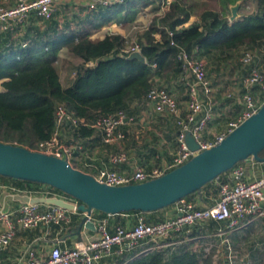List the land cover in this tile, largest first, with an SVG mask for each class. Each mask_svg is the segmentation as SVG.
Returning a JSON list of instances; mask_svg holds the SVG:
<instances>
[{"label":"trees","instance_id":"16d2710c","mask_svg":"<svg viewBox=\"0 0 264 264\" xmlns=\"http://www.w3.org/2000/svg\"><path fill=\"white\" fill-rule=\"evenodd\" d=\"M236 1L239 0H122L90 8L73 26L69 19L61 24L57 17L60 13L69 15L66 6L48 20L32 14L22 26V35H19L21 27L0 32V142L33 148L37 141L48 139L55 126V109L59 103L88 123L120 110L134 117L145 104L144 97L151 86L160 83L170 90L177 81L183 83L181 63L176 58L180 48L194 52L205 59L206 64L227 58L234 52H239L241 57L247 49L253 53V59L243 64L239 57L245 70L239 78L253 68L263 71L264 63L257 51H264V0H240L239 17L230 21V5ZM251 2L254 3L252 9ZM147 8H150L151 18L133 36L145 62L121 56L130 52L121 33L91 37L101 27L113 23L122 27L133 25L137 15ZM64 48L82 61L72 68L76 75L67 85L62 83L55 65L59 51ZM207 76L210 80L213 78L208 69ZM182 85L186 88L184 83ZM243 91L264 98L258 84ZM91 135L97 134L90 126L83 125L74 131V136L80 140ZM259 154L263 156L264 149ZM225 173L201 189L212 186ZM0 180L11 183L22 194L45 185L2 175ZM48 187L62 193L55 187ZM212 189L214 194L219 190L216 185ZM94 212L103 217L116 215ZM77 213H71L69 228H63L65 234L81 222L82 219L75 216ZM146 221L151 223L149 219ZM183 235L173 233L166 240H178ZM188 235L191 236L192 231ZM149 245L143 244L107 259L112 260L111 264H213L210 254L200 259L189 242L142 252Z\"/></svg>","mask_w":264,"mask_h":264},{"label":"built area","instance_id":"2783aa9c","mask_svg":"<svg viewBox=\"0 0 264 264\" xmlns=\"http://www.w3.org/2000/svg\"><path fill=\"white\" fill-rule=\"evenodd\" d=\"M67 1L69 0H0V32L22 27L32 14L40 19H51L61 5ZM119 2L122 0H91L88 5L90 8H95ZM126 49L129 51L140 50L134 41L127 45ZM176 58L181 63L180 80L186 85V101L181 103L174 92L160 83L151 86L144 97L151 113L170 115L178 126L175 136L176 150L171 162L162 166H154L149 170L138 168L132 173L120 172L111 167H101L91 174L97 181L108 185H125L157 177L167 170L183 164L199 151L219 143L235 126L255 113L264 101V98L260 99L248 91H243L240 95L244 104L241 115L237 119L229 121L227 126L212 140H203L202 132L211 118V109L206 107L204 98L206 96L208 100L214 89L212 81L207 76V64L205 59L183 48L177 51ZM252 59L253 53L245 49L240 61L247 64ZM152 66L155 67L156 64L153 63ZM241 84L244 89L258 84L262 88L264 97V70L251 69L241 78ZM135 119V116H127L124 111L120 110L101 115L93 122L88 123L59 103L56 105L55 126L50 137L37 141L33 148H26L66 159L75 167L72 163L73 158L84 147L82 140L74 136L75 129L83 125L90 126L95 129L96 134L104 143L113 144L129 136L130 130L124 129L122 126ZM64 130L73 134V139L77 142L76 147L73 146L71 140H63L62 132ZM187 132L192 134L199 145L195 151L190 150L187 145ZM126 159L127 154L122 149H118L109 157L110 163L114 165L122 163ZM228 171L229 180L220 182L218 198L211 206L197 208L186 198H182L175 202L178 213L173 217L149 223L140 216L134 225L119 224L113 231L109 230L107 219L102 218L95 225L98 231L96 238L77 242L73 247L61 246L59 244L61 242L56 241L45 255H38L34 248L28 247L24 250L22 264H98L101 259L113 253L121 254L133 251L143 244H150L142 250V252H147L155 248L173 247L183 242L187 243L192 239L188 235L191 233L192 226L206 219L227 220L229 229H234L239 226L241 220L250 217L264 221V175L247 180L246 166L243 161L236 163ZM0 189L21 194V190L3 180H0ZM24 194L56 196L68 202L77 203L73 197L64 192L57 193L51 190L48 185H42L35 191L27 190ZM77 211L76 209L68 210L55 204L29 202H21L12 212L1 211L0 220L3 221L4 229L0 231V248L9 246L19 229L57 226L58 231L63 232V228L67 229L71 224V213ZM87 219L94 220L92 214L87 215ZM179 232L184 233L181 239L166 240L171 234ZM195 242L198 241H194V245ZM196 246L199 247L200 243L198 242ZM192 250H194L193 247ZM211 252L212 247L209 243L203 248L201 254L198 253V256L202 259ZM213 257H216V254ZM225 258L227 264H237L239 258L242 260L239 251L229 243L226 245Z\"/></svg>","mask_w":264,"mask_h":264},{"label":"crops","instance_id":"0c3cea01","mask_svg":"<svg viewBox=\"0 0 264 264\" xmlns=\"http://www.w3.org/2000/svg\"><path fill=\"white\" fill-rule=\"evenodd\" d=\"M90 1L69 0L61 5L56 14L66 6L71 12L84 14L90 10L88 5ZM110 27L118 28L120 32L113 29L107 31L105 34L118 32L125 37L122 33V26L113 23ZM131 41H134V39ZM75 75L76 70H72L71 73L70 71L69 73L66 72L63 76L64 83L61 76L60 79L64 85H67L70 81L74 80ZM228 79L229 77L220 74L211 79L212 83L214 81L213 85L215 88L208 100L206 96L204 98L206 107L211 109V118L205 130L202 132L203 140H212L215 135L227 126L229 121L237 119L244 110L241 94H239L237 89H228V87L227 89L221 88L227 83ZM182 84L177 81L176 84L170 86V91L175 93L181 103L185 102L187 97V89ZM178 87L181 89H178ZM141 107V110L135 115L136 119L132 122H126L124 127L130 129L131 133L124 140L108 144L104 143L98 135L83 137L81 142L84 147L82 151L75 154L72 162L73 165L84 172L94 174L101 167H111L120 172L132 173L138 168L149 170L154 166H162L170 163L175 153L176 145L175 136L177 127L173 118L167 114L151 113L146 103ZM72 135V133L66 130L62 132L63 140H71L73 146L76 147L77 142L73 139ZM118 149L126 152L127 159L122 163L114 165L110 163L109 157ZM243 163L246 166L247 180H253L264 175V162H258L252 157H248ZM227 180H229L228 172L217 179L215 184L206 189H201L199 192L186 198V200L197 208L211 206L218 198L219 193L218 190L214 194L212 188L215 185L219 188L220 182ZM13 194L18 193H11L10 191L0 189V212H12L21 203L12 198ZM177 213L176 204H173L146 214L140 212H123L103 217L95 213L94 210L91 214L92 216L95 215L93 216L95 225L98 220L106 218L109 230L113 231L115 226L119 224L125 226L134 225L140 216L145 220L149 219L151 222H154L173 217ZM83 215L80 211L75 214L76 217L81 219ZM77 225V228H75V225L72 226L66 234L64 231L59 232L58 228L53 226L24 230L19 229L10 245L5 248H0V264H22L24 250L28 247L34 248L38 255H45L56 241H60L61 243L59 244L61 246L73 247L77 242L88 241L98 236L96 227L91 229L80 223ZM3 229V221L0 220V231ZM191 231L192 235L190 237L192 239L188 241H193L190 242L191 248L193 247L197 253L201 254L203 248L210 243L212 247L210 255L213 264H227L225 258L227 243L237 249L242 256V260L239 258L237 264H261V261L264 259V221L262 219L251 217L243 219L240 221L239 226L234 229L228 228L227 220L217 221L214 219H206L193 225ZM194 241H198L200 246H196L198 242H195L194 245ZM113 254L108 257H111ZM215 254L216 257H213ZM108 257L101 259L98 264H111L112 260H108Z\"/></svg>","mask_w":264,"mask_h":264},{"label":"water","instance_id":"95a60500","mask_svg":"<svg viewBox=\"0 0 264 264\" xmlns=\"http://www.w3.org/2000/svg\"><path fill=\"white\" fill-rule=\"evenodd\" d=\"M241 1L230 5V21L239 17ZM126 59H146L140 50H132ZM190 150L199 148L190 132L186 134ZM264 101L258 110L235 126L219 143L199 151L183 164L163 174L137 183L108 185L93 175L73 167L66 159L33 151L20 145L0 142V175L55 187L72 196L77 203L61 197L13 194L20 202L48 203L83 213L81 225L94 229L87 219L93 210L120 214L130 210L156 211L172 205L200 190L206 183L230 170L236 163L252 157L264 162Z\"/></svg>","mask_w":264,"mask_h":264},{"label":"rangeland","instance_id":"374dc122","mask_svg":"<svg viewBox=\"0 0 264 264\" xmlns=\"http://www.w3.org/2000/svg\"><path fill=\"white\" fill-rule=\"evenodd\" d=\"M253 6H254V3L251 2L250 3L251 9L253 8ZM149 9L150 8H147L141 11L137 17V20L133 23V25L122 27L123 28L122 33L125 35L127 45L133 42L131 40L134 39L133 36L135 35L136 31L143 29V27H145L147 23L149 22L152 16V14L149 12ZM68 12H69V15H66V16H70V18L72 19H70L69 17L63 16L62 13H60L57 16L61 24H64V22L67 21L66 19H69V22H72V26H73V24H76L80 20V18H83L88 14L87 12L84 14L82 13L77 14L76 12H71V11H68ZM109 26L110 25L101 27L99 30L94 32L91 35V37L92 38L102 37L103 35H105L107 31L113 30V29H115L116 31H119L118 28H112V27L109 28ZM19 31H20L19 35H22L21 32H23L24 29H19ZM64 49L59 51L58 59L55 63L56 68L62 78L63 83H64L63 76L65 75V73L66 72L69 73V71L71 73L73 67H77L81 65L82 63L80 58H78L75 55H72L71 53L66 51V49L65 50ZM257 54L259 55V57H261V60L264 63V51H260V52L257 51ZM239 57H240L239 52L237 53L234 52V53H231L227 58L219 59L215 63H212L211 61H209V63L207 62V67H208L207 69H208L209 76L216 77L218 74H220L222 76L225 75L229 77L227 83H225V85L221 87L222 89H227V87L228 89H237L239 94H241L244 88L242 84H240L241 78H239V75L240 73L243 74L245 70H244V67H242L239 63ZM182 88L185 89L184 87ZM178 89H181V88L178 87ZM261 264H264V259L261 261Z\"/></svg>","mask_w":264,"mask_h":264},{"label":"bare ground","instance_id":"6f19581e","mask_svg":"<svg viewBox=\"0 0 264 264\" xmlns=\"http://www.w3.org/2000/svg\"><path fill=\"white\" fill-rule=\"evenodd\" d=\"M17 233V232H16Z\"/></svg>","mask_w":264,"mask_h":264}]
</instances>
